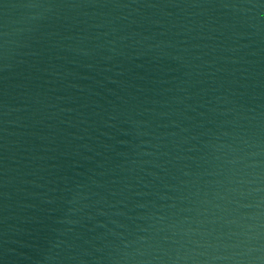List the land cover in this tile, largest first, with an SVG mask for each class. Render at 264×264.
I'll return each instance as SVG.
<instances>
[{
  "label": "water",
  "instance_id": "water-1",
  "mask_svg": "<svg viewBox=\"0 0 264 264\" xmlns=\"http://www.w3.org/2000/svg\"><path fill=\"white\" fill-rule=\"evenodd\" d=\"M0 264H264V0H0Z\"/></svg>",
  "mask_w": 264,
  "mask_h": 264
}]
</instances>
